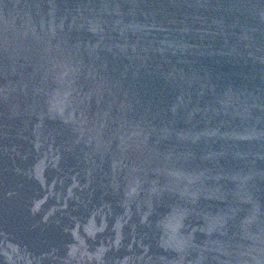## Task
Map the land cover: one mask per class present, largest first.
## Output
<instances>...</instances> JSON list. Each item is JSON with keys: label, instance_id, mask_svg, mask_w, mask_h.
I'll use <instances>...</instances> for the list:
<instances>
[{"label": "water", "instance_id": "95a60500", "mask_svg": "<svg viewBox=\"0 0 264 264\" xmlns=\"http://www.w3.org/2000/svg\"><path fill=\"white\" fill-rule=\"evenodd\" d=\"M0 264H264V0H0Z\"/></svg>", "mask_w": 264, "mask_h": 264}]
</instances>
